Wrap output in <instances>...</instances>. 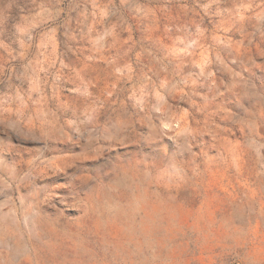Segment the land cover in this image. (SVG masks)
Returning <instances> with one entry per match:
<instances>
[{
	"label": "rangeland",
	"instance_id": "rangeland-1",
	"mask_svg": "<svg viewBox=\"0 0 264 264\" xmlns=\"http://www.w3.org/2000/svg\"><path fill=\"white\" fill-rule=\"evenodd\" d=\"M261 52L264 0H0V264H264ZM238 99L161 155L154 107Z\"/></svg>",
	"mask_w": 264,
	"mask_h": 264
},
{
	"label": "clouds",
	"instance_id": "clouds-1",
	"mask_svg": "<svg viewBox=\"0 0 264 264\" xmlns=\"http://www.w3.org/2000/svg\"><path fill=\"white\" fill-rule=\"evenodd\" d=\"M260 54L264 55V52ZM229 87L225 85L224 90L227 91ZM237 105L241 109L240 112L219 104L211 114L202 119H196L186 108L173 107L171 104L164 103L154 107L148 113L151 122L150 132L160 141L161 155L165 156L166 152L167 162L174 167H183L199 155L196 151L198 141L205 136L210 137L214 142H224L225 137L232 134L235 126H239L240 131L250 127L253 133L259 135L260 125H249L242 115L248 111L244 100L238 99ZM197 110L202 111L201 108ZM169 145L170 150H168Z\"/></svg>",
	"mask_w": 264,
	"mask_h": 264
}]
</instances>
